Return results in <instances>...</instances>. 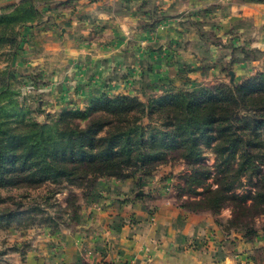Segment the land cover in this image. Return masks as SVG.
Segmentation results:
<instances>
[{
    "label": "crops",
    "instance_id": "0c3cea01",
    "mask_svg": "<svg viewBox=\"0 0 264 264\" xmlns=\"http://www.w3.org/2000/svg\"><path fill=\"white\" fill-rule=\"evenodd\" d=\"M16 1L0 0L1 11ZM51 1L40 22L22 29L26 37L14 64L18 88L38 81L32 96L46 112L84 109L88 96L101 93L144 100L160 96L169 83L200 89L220 78L230 60L246 73L264 70L261 3ZM57 2L60 7H53ZM100 203L96 217L54 232L28 251L23 264H264L263 232L223 237L216 227L205 229L204 217H182L181 208L168 203L149 214L120 209L117 201Z\"/></svg>",
    "mask_w": 264,
    "mask_h": 264
},
{
    "label": "trees",
    "instance_id": "16d2710c",
    "mask_svg": "<svg viewBox=\"0 0 264 264\" xmlns=\"http://www.w3.org/2000/svg\"><path fill=\"white\" fill-rule=\"evenodd\" d=\"M239 1L264 4V0ZM51 2L19 0L11 10L0 12V56L7 57L0 67V187L62 181L92 187L101 178L144 177L173 158L194 164L189 178L200 186L203 171L199 168L208 147L215 154L216 186L204 185L201 198L186 207L218 213L230 202L227 227L238 228L250 238L256 235L251 219L264 215V168L260 165L264 161V71L239 83L197 90L169 83L164 93L146 101L128 94L90 95L84 109L63 108L39 122L21 105L20 91L10 83L16 75L9 66L21 47L22 28L40 22L43 11L38 5ZM32 84L35 89L38 81ZM205 170L206 177L210 170ZM242 176H255L254 191L232 193ZM137 184L142 180L137 179ZM68 205L76 212L72 201ZM37 211L5 209L0 225L56 227L50 216L33 215Z\"/></svg>",
    "mask_w": 264,
    "mask_h": 264
},
{
    "label": "rangeland",
    "instance_id": "374dc122",
    "mask_svg": "<svg viewBox=\"0 0 264 264\" xmlns=\"http://www.w3.org/2000/svg\"><path fill=\"white\" fill-rule=\"evenodd\" d=\"M218 1L221 3H227V7H230V1L232 0ZM17 2L19 1H16L15 4ZM61 4L62 3L57 2L56 5H53V7L58 8ZM13 5H8L7 7L9 8L4 7L6 9H3L2 11L0 9V12L11 10ZM43 6L44 5L40 4L38 5V8L44 12L46 11V8H43ZM220 8L221 7L218 4L217 10L215 11L218 12ZM181 16L182 15H180V17ZM31 25L32 24L28 26ZM161 26L162 25L160 23L157 25L159 29L162 28ZM199 34H201L200 31ZM24 37H26V35L22 34L19 39L23 40ZM21 50L22 47L17 49L15 51V56ZM242 54V51L238 52V57H240V59L243 58ZM15 56H13V59L10 62L9 69L16 76L10 80V83L13 87H16L20 91L18 98L21 105L31 111V118L39 122L45 121L47 114L52 116L58 115L61 110L59 112L53 113L46 112L45 108H42L43 102L39 101L38 97H36V94L32 96L34 90L33 88L32 92L25 94L23 93V90H25L28 86H33L32 82L35 81L33 78L29 83H26L23 86V90L18 88L20 87V84L16 81L18 73L16 74L14 72L16 70L14 65ZM6 58L7 57L4 55L0 56V67L5 66ZM230 61L232 63V60ZM231 63L226 64L223 68H221L220 78L216 79L213 83L205 84L204 86L229 83L233 81L239 83L241 80L250 75L264 71L262 70L256 71L254 73H246L244 70H242L243 67H240V70L239 67H233ZM231 70H235V72L238 73V75H236L235 79L233 78L232 81L230 80ZM181 88L185 90H197L192 87ZM128 95L134 96L139 100H143L140 94ZM143 101H146V99ZM201 163L203 168L199 169L203 171V175L200 176L202 177L200 179L203 181V183L200 186L196 185L189 178V175L193 173L191 168L194 167V164L183 159L173 158L167 162L161 163L151 174L145 175L144 177L136 176L127 179H117L113 177L101 178L96 180V183H94L92 187L71 185L65 181L55 184L47 182L38 187H29L25 185H19L16 187H0V213H3L5 209L17 211L18 209L35 208L38 211L34 212L33 215H36L37 217L50 216V218H53L57 223L55 228L38 224L29 225L28 227L24 228H7L3 227L5 225H0V264H23L24 260H26V254L28 251L36 245H42L44 241L48 242V239L52 234H54V232L63 229H72L73 227H76L74 225L75 222H81L84 224L86 221L85 218L88 219V217H92L93 214L96 217L94 208L100 210V206L102 205L100 202L102 201H105L107 204L112 201H117L118 205H120V209L127 208V211L130 209H144L148 214L151 213L154 208H158L162 204L167 205L168 203L169 206L173 205L175 207L181 208L182 217H187L188 215L192 214L200 215L202 218L204 217V222L206 223L204 226L207 227L205 229H208V227L215 229L216 227L218 232L223 234V237L231 236L233 234H240L244 238H250L238 228L236 229L234 227H227V221L232 216L230 202L224 204L218 213H213L209 210L192 211L188 210L186 207L187 203L201 198L200 193L205 191L203 188L204 185H208L211 188H215L216 186L215 178L218 174L216 173L215 154L210 148H204L203 161ZM261 164H263L262 167L264 168V161L260 162V165ZM207 168L210 170V173L205 177V169ZM137 179L142 180L141 185H136ZM255 180V176L252 178L249 176H242L241 182L232 190V193L242 194L246 193L247 191L253 192V183ZM123 187L125 188L123 189ZM70 201H72L73 205L76 206V212L73 211L71 205H68V202ZM249 202L250 200L247 201V203ZM251 225L257 230V233H264V231H262V227L264 226V215L259 214L253 216L251 219ZM216 236L217 235H215V241H213V243L215 242L217 247ZM220 240L223 241V239ZM204 245H206V243ZM262 256H264V254ZM238 264L247 263L245 260L241 259Z\"/></svg>",
    "mask_w": 264,
    "mask_h": 264
},
{
    "label": "built area",
    "instance_id": "2783aa9c",
    "mask_svg": "<svg viewBox=\"0 0 264 264\" xmlns=\"http://www.w3.org/2000/svg\"><path fill=\"white\" fill-rule=\"evenodd\" d=\"M32 86H28L24 91H23V93L25 94V93H28V92H32Z\"/></svg>",
    "mask_w": 264,
    "mask_h": 264
},
{
    "label": "water",
    "instance_id": "95a60500",
    "mask_svg": "<svg viewBox=\"0 0 264 264\" xmlns=\"http://www.w3.org/2000/svg\"><path fill=\"white\" fill-rule=\"evenodd\" d=\"M230 77H231V81L233 80V78H234V73L232 72V71H230Z\"/></svg>",
    "mask_w": 264,
    "mask_h": 264
}]
</instances>
